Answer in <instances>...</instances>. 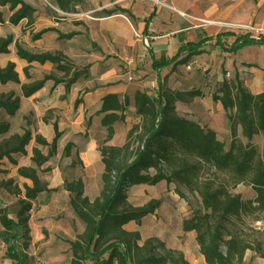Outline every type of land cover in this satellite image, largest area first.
Masks as SVG:
<instances>
[{
  "label": "trees",
  "instance_id": "obj_1",
  "mask_svg": "<svg viewBox=\"0 0 264 264\" xmlns=\"http://www.w3.org/2000/svg\"><path fill=\"white\" fill-rule=\"evenodd\" d=\"M79 1L55 0L54 4L60 11L67 13L73 11ZM0 7V23L9 21L13 25H18L34 11L27 0H0ZM5 11L9 12L8 18ZM118 11L126 12L116 7L104 11V14L111 15ZM151 18L147 19L146 27ZM53 29L38 31L32 39L38 40ZM76 34L79 33L73 31L61 35L68 39ZM230 34L231 31L217 33L216 41L220 43L222 35ZM13 43L16 56L28 63L23 71L29 80L21 81L16 63L11 60L5 66H0V83H13L21 88V95L14 90L0 92L1 135L11 132V120L21 108V96H32L48 81L65 84L69 92L73 83L86 71L85 68L80 71L76 69L61 51L37 53L29 50L12 33L0 36V54L9 53ZM198 44L187 43L179 47L176 55L169 60L154 58L153 67L161 69L173 62V66L186 64L194 55L201 54V45ZM246 45H264V33L259 32L255 36L251 31H246L230 47L223 48L237 52ZM184 53H187L186 56L176 61ZM32 63H50L62 75L46 73L34 78L29 71ZM160 80L155 96H150L146 91H133L135 112L141 120L133 124L123 145L114 146L107 141L115 134L114 123L125 120L130 98L126 97L122 102L116 93L103 97L99 113H104L101 122L106 127L107 135L99 147L104 165L102 190L97 197L90 199L85 195L81 177L66 186L73 194L69 201L72 210L83 225L82 232L69 241L71 264H189L181 251L169 248L163 240L148 238L140 243L139 231L124 228L129 222L139 223L154 214L162 203V199H151L145 205L136 206L128 200L131 188L137 185H156L164 180L196 191L202 198V207L192 211L191 216L183 222V228L185 231H196V241L206 263L246 264L244 259L247 250H253L264 258V243L249 241L237 226L238 220L264 212V146L260 151L253 142L255 135H264V89L260 94H252L245 87L244 81L236 77L223 79L212 92L214 102H220L225 109L230 131L235 133V126L240 124L242 134L247 139V143L233 139L227 145L217 137L214 129L177 111L178 102H188L202 96L200 89H171ZM80 102L82 99L76 100V104ZM57 128L55 121L53 129L57 132L51 141L36 135V143L49 148L46 154L37 146L33 148L32 159L37 168H42L56 155L61 135ZM33 138V132L28 128L1 138L0 164L4 159L16 163L13 155L26 154L27 146ZM70 147L71 144H68L66 154ZM206 167L213 168L215 172L221 171L225 181L216 183L210 177H203ZM37 168L18 167V174L29 178L32 184L24 185L26 199L22 202L25 205H22L16 216H9L7 206L0 208V224L3 227L0 229V238L5 242L9 257L15 264H25L27 260V255L23 253L30 242L26 241L23 247H18V241L22 236L29 238L28 212L32 207L31 201L43 191L56 190L41 179ZM11 183L0 179V187L9 189ZM241 183L252 186L255 191L253 199L245 200L239 193L231 191V187ZM253 219L260 220V217ZM17 228L21 229L20 233L15 230Z\"/></svg>",
  "mask_w": 264,
  "mask_h": 264
},
{
  "label": "rangeland",
  "instance_id": "obj_2",
  "mask_svg": "<svg viewBox=\"0 0 264 264\" xmlns=\"http://www.w3.org/2000/svg\"><path fill=\"white\" fill-rule=\"evenodd\" d=\"M27 1L34 7L31 16L23 19L18 25H13L9 21L0 24V36H7L9 33H12L17 41L33 52L49 51L53 53L61 51L65 55V40L61 34H64V30L68 32L71 29V25H75L74 21L79 18V15L76 13L63 15V11L54 7L51 4V0ZM92 1L97 2L102 0H81L79 9L91 8ZM214 1L215 3H213ZM141 2V4L132 3L127 8L131 13H134L130 17V20L140 34L149 17H152V21L149 22V35H156L158 33L161 28V23L158 20L163 15H158L157 20L155 17L153 18V15L156 14L159 7L165 13H168L169 22L173 16L180 15L174 9L176 8L174 5H168L163 0H141ZM216 3V0H197L198 9L195 11H185L199 19L205 18L211 21L250 25L254 28V30L250 31L255 35H258L259 31H264V28L258 29L252 22L239 23L212 18L210 12L215 8V5H219ZM6 15L8 18L9 12ZM191 20L195 22L198 29H206V34L232 29L238 32L246 31L245 29L229 28L221 24L204 25L202 21H198L197 19ZM46 28L54 29L43 34L38 40L34 41L32 39L33 34ZM81 28L84 29L85 27L81 26ZM68 39L71 41V48H84L83 54L76 58V62L78 61V65L85 68L86 71L74 82L73 89L69 91L71 92V96L77 93V97L82 99V102L76 104L75 100L73 103H70L68 98L69 92L64 89H57V84H52V81H50L47 84L48 86L41 90L39 95L35 97H22V106L11 120V132L5 135L0 134L1 139L15 132H23L28 128L32 130L34 137L27 146L26 154L13 155V158L17 161L16 163L4 159L0 164V179L12 181L9 189L0 187V208L7 206L10 217H15L22 205H25L22 202L26 199L24 185L32 184L29 178H24L18 174V167L33 166L37 168L36 163L32 159L33 148L37 146L44 154L48 152L49 148L48 146L38 145L35 137L36 135H42L47 141H51L54 138L57 131L53 129V123L55 121L60 123L61 115L59 111L69 109L70 105L75 109L73 114L83 111L86 103L84 96L89 93L94 99H97L93 91L99 83H107L108 85L125 83L128 85L130 95L137 88L146 91L150 96H155L158 90L159 82H157L154 72L146 67V62L140 61L138 68L134 69L129 64L127 65L124 59L113 53L106 54L102 52L101 54H104L105 57L95 59L93 53L96 51L100 53V50L97 49L98 44L94 45L86 37V30L83 31L82 36H73ZM151 41H149L150 45ZM205 50V53L201 54V56L193 57L188 64L178 65L172 70L171 67L162 72L161 75L163 76L164 83L171 88L175 87L176 89L180 88L184 90L192 81H197L201 87L203 85L207 87L210 84L216 87L217 77L233 79L239 73L238 69L244 66L239 63L235 55L227 58L224 56V51L216 46L208 44ZM9 60L16 63V71H18L21 79H23L22 82L29 80L23 71L24 66L28 63L16 56L14 43L10 45L9 53L0 54V66L3 67ZM68 60L75 62L70 57ZM72 64L74 67L76 66L75 63ZM139 69L141 70L140 73L138 72ZM29 71L34 78H39L46 73L62 75L50 63H32L29 66ZM130 72L132 73L130 74ZM228 72L230 73L229 75ZM10 90H14L21 95L19 85L0 83V92H9ZM177 111L183 116L190 117L202 125L205 124L214 129L217 137L227 143V145L233 139L247 143V139L242 134V126L237 124L235 126V133H232L229 129V124H227L224 110L216 107V104L212 108H208L205 105L201 109L195 105L185 108L182 103L178 102ZM60 128L61 126L58 125L57 129L61 135L57 144L58 146H67L69 144L68 140L71 139L73 144H71L70 158L64 155L65 151L58 148L56 155L49 162L45 163L42 168H37V173L41 179L47 181L49 187L56 188V190L43 191L37 198L31 201L32 207L28 212L30 218L28 223L30 239L27 236H22L18 241V247H23L26 241L30 242L23 253V255H27L25 264H70L71 246H69V241L73 240L81 232L82 228L80 220L72 210L69 202L72 195L66 187L74 179L71 167H80L82 165L86 168L85 172L89 174V177H87L85 186L89 187L88 191L90 193L95 194L97 188H99L101 164L99 162L98 149L96 146L90 144L80 145V143L75 141L76 133L65 138L67 131ZM253 142L261 151L264 146L263 133L255 135ZM78 145L81 147H78ZM71 160L72 164L70 166L69 162ZM204 176L214 179L216 183L225 181L224 174L221 171L215 172L213 168L207 169L206 167L203 173ZM19 189H21V192H19ZM231 191L239 193L245 200L253 199L255 195L252 186L244 183L231 187ZM151 199H162L160 209L153 215L144 218L141 222H133L132 225L128 226L129 230L140 232V243H143L148 238H157L160 241L163 240L168 247L181 251L189 264H208L200 252L199 244L196 241V231L186 232L183 228V222L191 216L192 211L199 210L202 207V198L198 192L188 190L186 187L174 183L169 184L164 180L156 185L134 186L128 194V200L136 206L145 205ZM257 216L260 217V220L253 219ZM237 226L240 228L242 235L249 241L264 243V212L251 214L249 217L238 220ZM2 228L0 224V229ZM15 230L18 233L21 232L20 228ZM245 256L244 261L246 264H264V258L253 250H247ZM14 262L9 257L5 242L0 238V264H15Z\"/></svg>",
  "mask_w": 264,
  "mask_h": 264
},
{
  "label": "crops",
  "instance_id": "obj_3",
  "mask_svg": "<svg viewBox=\"0 0 264 264\" xmlns=\"http://www.w3.org/2000/svg\"><path fill=\"white\" fill-rule=\"evenodd\" d=\"M51 1H52L51 4H53L54 7L58 8L54 4L55 0H51ZM163 1L168 3V5L170 4L172 6L174 5L177 9L181 11H185V10L195 11L196 9L199 8L197 5V0H163ZM216 1H217L216 4L219 5H215V8L211 10L210 13L212 18L214 19L219 18L225 21H235L239 23L252 22L256 28L258 29L264 28V0H216ZM132 3L141 4L142 2L141 0L138 1L102 0L97 2L92 1L91 8L81 10L79 9L81 1H79L74 6L73 11L67 12V13H76L79 15V18L74 21L75 25H71V29L68 32L64 30V34H68L69 32L75 31L79 34H76L74 36H82L83 31L86 30V37H88L91 43H93L94 45L98 44L97 49L100 50V53H98L97 51L93 53L95 59L104 58L105 55L101 54L102 52H105L106 54L113 53L124 59L127 62L126 64L127 65L129 64V66L134 69L138 68L139 66L138 64L140 61H144L146 62V67H148L150 71L154 72L157 82L160 79L163 80V76L161 74L165 70L171 67L172 70L178 65H186L188 64V62L186 64H177L175 66H173L174 65L173 62L169 66H165L161 69H155V67H153L154 58L166 59V60L172 59V57L176 55L179 47L185 46L187 43L190 44L199 43L201 45L200 49H202L201 54H203L206 52L205 50L206 45L211 44L214 47L216 46L217 48H220V50H223L224 56H226L227 58H229L231 55H235L239 63L244 65L238 69L239 73H237L236 77L244 81L245 87H247V89L252 94H260L261 91H263L264 45H260V46L246 45L242 49H239V51L237 52H231V51L229 52L223 48V47H230V45L236 40V38L240 34H244L246 31L238 32L233 29L226 30V31H231L230 36L222 35V38L219 43L216 41L217 39L215 35L217 33L226 32V31H218L215 33L206 34L205 33L206 29L203 28L198 29L195 22L189 19V17L186 16L183 17L181 15L173 16L169 22L168 13H165L163 9L159 7L156 14L153 15V18L155 17L156 20L158 15L161 14L163 15L160 18V20H158V22L161 23V28L158 31V33L156 35L154 34L149 35L150 27L149 25L146 27L147 24H145V27L142 29L140 34L137 32V30L134 27V24L130 20V17H132L134 13H131L129 9H127ZM213 3H215V1ZM116 7L126 10V12L123 13L121 11H118L117 13H113L111 15L104 14V11L111 10L112 8H116ZM67 13L63 11V15ZM150 21L152 20L150 19ZM81 26H84L85 28L82 29ZM259 32L264 33L263 30ZM252 34L255 35L254 33ZM66 39L67 38H64L65 55L68 58L70 57L71 59L75 60V62L72 60L70 61L76 64L77 66V67L75 66L76 69H78L79 71L83 70V67L78 65L79 64L78 61L76 62V58L80 57L83 54L84 48L83 47L71 48L70 46L71 41L69 39L68 40ZM149 41H151V45L149 44ZM186 54L187 53L182 54L176 61L185 57ZM201 54L194 55L193 57L201 56ZM192 58L190 60H192ZM138 72L140 73L141 70L139 69ZM131 73L132 72H130V74ZM229 74L230 73L228 72V75ZM223 79H228V78L225 77L216 78L217 80L216 87L212 84H210L207 87H205L204 85L201 87V85L198 84L197 81H192L189 83V85H187V88L185 90L177 88V90H181V91H187L190 89H200L202 92V96H197L189 100L188 102H179V103H182L183 107L185 108L189 107L190 105H195L201 109L202 107L204 108L205 105L208 108H212L213 105L216 104V107H218L219 109H223L222 104L220 102L217 103L214 102L212 95V92L217 89V86L223 81ZM21 81H23V79H21ZM49 83L50 81L46 82L45 86L42 89H40V91L36 92L30 97H35L36 95H39L41 90L45 89L48 86L47 84ZM5 85H10V84L8 83ZM73 86L74 83L69 89V91L73 89ZM172 88L176 89L175 87ZM57 89L59 90L64 89L66 91L65 84L62 83L57 84ZM135 90H140L142 92L144 91L139 88ZM93 92L96 94L97 99H94L91 96V94L87 93L84 96L86 98V103L83 111L73 114L75 109L73 108L72 105H70L69 109H63L59 111V114L61 115V120L60 123L57 122V126L58 125L61 126L60 129H65L67 131L65 133L66 134L65 138L69 137V135L71 134L76 133L75 141L80 143V145L90 144L96 146V148L98 149L99 152L98 157H99V162L101 164V171H100L101 173L99 175V184H98L99 188H97V192L95 194L90 193L88 191L89 187L85 186V183L87 182V177H89V174L85 172L86 168H84L82 165H80V167L77 166L71 167L72 172L74 173L73 181L79 179L80 177L82 178L85 187V195L88 196L90 199H94L95 197H97L100 194L103 187L101 182V175L103 173L102 171L104 165L99 151L100 144L104 141L107 135L106 127H104L101 122L104 113H99V110L103 104V99H104L103 97L107 94L116 93L121 97L122 102L125 101L126 97L130 98L129 105L126 107L125 110L126 118L124 121L114 123L113 127H115V134L109 141H107L108 144L114 146L123 145L126 141L127 134L129 130L132 128L133 124L139 123L141 120V118L135 112L134 99L133 96L130 95V93L128 92L127 84L115 83L113 85H108L107 83H99V85L95 87V90ZM70 93L71 92H69L68 94L70 103H73V101L80 99L77 97V93H75L74 96H71ZM21 106H22V102H21ZM223 110L225 112V109ZM68 141L69 144H73L71 139H69ZM80 145H78V147H81ZM66 147L67 146H58L59 149L65 151L64 155L70 158L69 156L71 154L72 145L67 154H66ZM69 164L71 166L72 160L71 162H69ZM159 209H157V211ZM133 222L135 223V221L127 223L126 225H124V228L128 231H132L128 229V226L132 225ZM82 230H83V225L81 228V232ZM191 231H186V232H191ZM71 258H72V252L69 261L71 260Z\"/></svg>",
  "mask_w": 264,
  "mask_h": 264
},
{
  "label": "built area",
  "instance_id": "obj_4",
  "mask_svg": "<svg viewBox=\"0 0 264 264\" xmlns=\"http://www.w3.org/2000/svg\"><path fill=\"white\" fill-rule=\"evenodd\" d=\"M181 16H183V17H189V18H191V19H193V20H195V19H197L198 21H202V23L204 24V25H215V24H217V25H219V24H221V25H226V26H228L229 28L230 27H232V28H236V29H242V30H246V31H250V30H254V28L253 27H251L250 25H247V24H238V23H233V22H230V23H224V22H220V21H211V20H208V19H205V18H195L192 14H190V13H187L186 11H181V10H179V9H177V8H174Z\"/></svg>",
  "mask_w": 264,
  "mask_h": 264
}]
</instances>
